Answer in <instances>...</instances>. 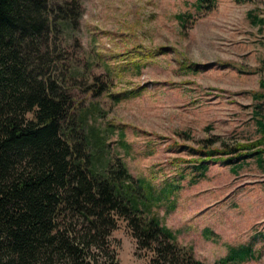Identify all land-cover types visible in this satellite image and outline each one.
I'll return each instance as SVG.
<instances>
[{
  "label": "rangeland",
  "instance_id": "rangeland-1",
  "mask_svg": "<svg viewBox=\"0 0 264 264\" xmlns=\"http://www.w3.org/2000/svg\"><path fill=\"white\" fill-rule=\"evenodd\" d=\"M197 2L83 0L78 60L96 62L93 75L108 67L111 92L139 91L117 103L107 94L87 97L85 106L97 104L89 122L106 137V155L149 181L154 196L164 191L147 214L196 259L214 264L231 247L249 246L252 259L238 264H264V154L262 164L210 163L204 176L194 169L202 145L264 140L257 125L264 123V23L254 18L264 20V0H216L209 11ZM178 15L188 16L184 25ZM192 64L205 68L191 71ZM106 249L118 264H150L152 254L137 250L122 219Z\"/></svg>",
  "mask_w": 264,
  "mask_h": 264
},
{
  "label": "trees",
  "instance_id": "trees-1",
  "mask_svg": "<svg viewBox=\"0 0 264 264\" xmlns=\"http://www.w3.org/2000/svg\"><path fill=\"white\" fill-rule=\"evenodd\" d=\"M215 3L198 0L197 10ZM82 16L83 0H0V264H118L106 246L120 219L137 250L152 254L150 264H205L147 214L150 203L166 198L164 191L154 196L149 181L106 155V137L89 122L97 104L85 106L87 97L107 94L117 103L139 91L111 92L108 67L106 75H93L96 62L78 60ZM187 17L177 16L182 25ZM257 125L264 135V123ZM263 141L202 145L194 150V169L204 176L210 163L233 168L254 158L262 164ZM252 257V247H231L214 264Z\"/></svg>",
  "mask_w": 264,
  "mask_h": 264
}]
</instances>
